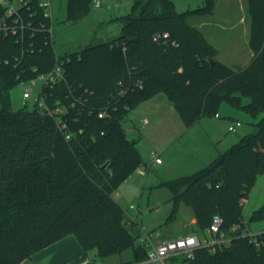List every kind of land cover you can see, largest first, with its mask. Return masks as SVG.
<instances>
[{
  "label": "trees",
  "instance_id": "obj_1",
  "mask_svg": "<svg viewBox=\"0 0 264 264\" xmlns=\"http://www.w3.org/2000/svg\"><path fill=\"white\" fill-rule=\"evenodd\" d=\"M92 1L67 0V21L80 23ZM248 3L253 57L238 70L217 60V49L191 23L212 15L215 0L183 13L176 11L175 0H134L130 14L116 19L121 35L65 55H56L45 32L27 36L23 44L0 40V264H25L68 236L100 257L133 245L140 232L131 233L136 223L114 194L147 166L123 120L161 94L187 129L204 116L218 115L222 103L261 116L253 132L207 167L159 186L172 193L167 223L186 206L196 220L195 232L204 233L220 215L223 231L232 237L230 246L215 252L201 248L180 264H264V231L250 237L232 230L245 227L243 207L264 174V0ZM164 33L168 39L154 40ZM60 59L75 97H81L69 115L70 140L36 106L11 108L12 89L50 71ZM67 92L65 85L42 89L50 101ZM263 220L264 208L254 211L249 223ZM134 251L136 261L122 264L146 261L144 247Z\"/></svg>",
  "mask_w": 264,
  "mask_h": 264
},
{
  "label": "rangeland",
  "instance_id": "obj_2",
  "mask_svg": "<svg viewBox=\"0 0 264 264\" xmlns=\"http://www.w3.org/2000/svg\"><path fill=\"white\" fill-rule=\"evenodd\" d=\"M95 1L90 4L87 16L73 25L67 21V0H50L53 12V49L56 55L75 53L89 44L102 43L121 35L122 24L116 19L130 14L134 0H100V6H96ZM202 2L203 0H175V9L183 13L198 7ZM224 2L222 0L220 7L212 15L193 19L191 23L217 49V60L238 70L246 67L252 58L243 30L245 25L240 24L231 29L230 23L240 20L242 10L237 5L235 14L230 15L231 8ZM244 4L241 1L240 6ZM42 87L43 82L37 80L33 86L34 95L40 94ZM23 89L24 85L19 84L11 91V108L14 111L33 107L31 99H23ZM217 113L218 117L204 116L192 129H187L168 97L161 94L141 102L125 117L123 125L127 137L136 143L143 165L149 168L147 172L144 167L143 173L137 170L133 172L114 194L129 219L138 214L136 224L131 225L132 234L142 229L145 233L158 234L157 241L194 234L196 220L191 208L181 206L176 220L167 223L172 210V193L159 185L162 181L190 176L204 169L242 137L253 132L254 124L261 118H253L228 103H222ZM145 119L148 123H144ZM237 122L240 126H236ZM153 154L159 156L163 163L156 164ZM130 206H135L136 210H131ZM262 208L264 174L258 177L243 207L249 234L264 228V220L249 223L253 212ZM140 244V240L136 239L133 245L122 252L106 257H100L94 249L88 251L87 257L90 264L134 262L137 259L134 250ZM181 260L179 257L173 264H180ZM142 264L153 263L144 261Z\"/></svg>",
  "mask_w": 264,
  "mask_h": 264
},
{
  "label": "built area",
  "instance_id": "obj_3",
  "mask_svg": "<svg viewBox=\"0 0 264 264\" xmlns=\"http://www.w3.org/2000/svg\"><path fill=\"white\" fill-rule=\"evenodd\" d=\"M95 4L100 6V0H96ZM0 6L3 10V14L0 16V40L15 38L16 42L23 44L27 36L34 37L41 32L47 33L53 40V12L50 0H0ZM160 38L168 39L169 35L168 33L157 35L154 40L157 41ZM37 80L43 82L42 89L65 85L68 92L65 97L54 98L51 101L42 95V90L40 94L34 95L33 86ZM20 84L24 85L23 99L26 101L31 99L32 105L39 109L41 115L54 119L58 130L63 133L66 140H70L73 133L68 126L69 115L71 110L76 107L77 102L81 100V97H75V90L67 81L63 60H57L50 71L39 73L34 78ZM103 116V113H99L100 118ZM144 123H148V120L145 119ZM236 126H240V123L237 122ZM232 129L235 128L232 127ZM153 156L155 157V163L160 164V157L156 154H153ZM142 169L143 167H140L137 171L143 173ZM144 170L147 172L149 168L144 167ZM130 209L136 210V207L130 206ZM136 217H131L130 220L136 223ZM223 224V218L220 215H214L210 227L204 233L194 232V234L178 239L157 241L158 234L145 233L141 229L138 240H140V245L147 251V262L173 264L174 260L179 257L182 260L194 259L195 252L201 248H207L211 252H215L218 249L230 246L232 237L223 231ZM244 224L245 227L236 225L232 230L234 232L242 230L243 235L255 237L257 234H249L246 222Z\"/></svg>",
  "mask_w": 264,
  "mask_h": 264
},
{
  "label": "crops",
  "instance_id": "obj_4",
  "mask_svg": "<svg viewBox=\"0 0 264 264\" xmlns=\"http://www.w3.org/2000/svg\"><path fill=\"white\" fill-rule=\"evenodd\" d=\"M215 1H216L215 9H218L221 5L222 0H215ZM223 1H225L224 3H225V5H227L228 8H229V6L231 8L230 15L235 14V7L237 5L242 10L241 11L242 16H241L240 20L239 21L233 20L232 23H230V24H232L231 29H233L234 27H237L240 24L245 25L243 30L245 31L247 46L249 47V37H250V30H251V17H250V13H249L248 0H223ZM241 1H242V4H243V2L245 3L244 6L243 5L240 6ZM203 5H204V0H203L202 4L199 5L198 7H201ZM198 7H195V8H198ZM195 8H192V9H195ZM215 9H214V11H215ZM236 12H238V10H236ZM203 27L204 26H202V28ZM248 51L250 53V58H252L253 52L250 50V48ZM162 163L163 162H161L160 164H162ZM262 231H264V228L260 229L255 234L261 233ZM87 254L88 253H86L82 249L81 245L79 244V242L75 236H68V237L50 245L49 247L37 252L33 256L32 260L25 263V264H29L30 262H32V263L34 262L35 264H36V262L38 264H90L89 263V257H87ZM78 260H80V261H78Z\"/></svg>",
  "mask_w": 264,
  "mask_h": 264
},
{
  "label": "water",
  "instance_id": "obj_5",
  "mask_svg": "<svg viewBox=\"0 0 264 264\" xmlns=\"http://www.w3.org/2000/svg\"><path fill=\"white\" fill-rule=\"evenodd\" d=\"M211 62H213V60H211ZM107 167V164H105L104 166H103V169H105Z\"/></svg>",
  "mask_w": 264,
  "mask_h": 264
}]
</instances>
